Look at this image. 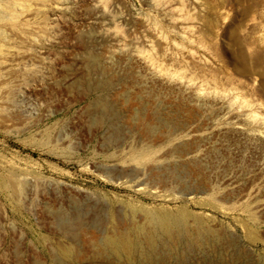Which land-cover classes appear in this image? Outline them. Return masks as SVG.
I'll return each instance as SVG.
<instances>
[{"label": "rangeland", "instance_id": "1", "mask_svg": "<svg viewBox=\"0 0 264 264\" xmlns=\"http://www.w3.org/2000/svg\"><path fill=\"white\" fill-rule=\"evenodd\" d=\"M182 209L183 264H264V0H0V264Z\"/></svg>", "mask_w": 264, "mask_h": 264}, {"label": "bare ground", "instance_id": "2", "mask_svg": "<svg viewBox=\"0 0 264 264\" xmlns=\"http://www.w3.org/2000/svg\"><path fill=\"white\" fill-rule=\"evenodd\" d=\"M147 214V225L136 229L134 235L120 234L106 240L108 252L120 263L175 264L177 260L176 264H183L180 259L182 248L202 247L207 241L218 239L201 217L193 216L196 227H192L188 223L192 215L187 210L182 209L177 213L157 210L148 211ZM159 247L164 250L159 252L161 256L156 255Z\"/></svg>", "mask_w": 264, "mask_h": 264}]
</instances>
